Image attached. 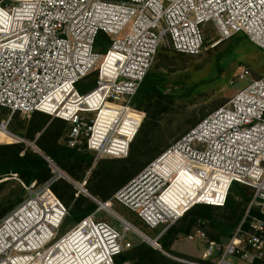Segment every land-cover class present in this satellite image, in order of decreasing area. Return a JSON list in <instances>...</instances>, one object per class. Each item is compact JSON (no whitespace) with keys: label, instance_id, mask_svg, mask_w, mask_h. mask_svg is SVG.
I'll list each match as a JSON object with an SVG mask.
<instances>
[{"label":"built area","instance_id":"obj_1","mask_svg":"<svg viewBox=\"0 0 264 264\" xmlns=\"http://www.w3.org/2000/svg\"><path fill=\"white\" fill-rule=\"evenodd\" d=\"M208 22L223 38L245 33L264 49V0H0V106L65 120L67 145L86 146L96 160L127 157L146 119L135 98L160 48L203 53ZM101 32L111 38L105 53L96 51ZM94 74L95 87L79 92L76 84ZM250 77V68L241 65L230 84ZM8 125L4 120L0 129L9 133ZM51 166L55 178L22 183L26 196L0 218V264H137L120 257L137 243L158 244L197 204L224 206L234 183L254 195L230 239L210 240L202 222L186 238L202 241L203 259L212 264H264V75L238 89L110 199L90 196L86 180L73 182L97 208L63 234L69 209L52 190L60 175ZM113 201L150 227L162 226L158 237L126 220Z\"/></svg>","mask_w":264,"mask_h":264},{"label":"trees","instance_id":"obj_2","mask_svg":"<svg viewBox=\"0 0 264 264\" xmlns=\"http://www.w3.org/2000/svg\"><path fill=\"white\" fill-rule=\"evenodd\" d=\"M110 43L111 38L101 32L96 40V49L106 51ZM161 49L157 56L161 55L162 63L159 66L153 65L154 68L146 75L135 98V106L145 111L147 116L127 157L96 160L95 154L86 149V146L78 149L67 145L70 125L65 120L38 111L32 113L31 118L23 120L19 118L21 112L13 114L9 123L10 130L24 141L0 144V194L7 186H15L0 198V218L24 199L26 190L22 183L30 185L36 181L42 185L55 178L51 163L76 183L86 180L85 188L90 196L107 200L169 147L167 143L163 146L158 144L161 122L173 113L176 102L175 94L166 91L168 72L164 68L168 67L167 63L186 59L187 54H172L175 52ZM217 107L218 105L214 108ZM206 116L204 112L201 116H193L186 122L187 127L192 128ZM26 141L34 143V146ZM52 190L69 209L66 222L77 223L97 208L89 195L79 192L66 178H57ZM253 195L251 187L234 183L224 206L197 204L188 210L159 239L162 250L141 242L124 253L120 259L131 260L137 264H186L174 260L172 255L187 258L196 264H212L210 260L187 257L174 251V242L180 234H190L199 222H203L209 239L223 244L242 221ZM256 212L252 207L250 213Z\"/></svg>","mask_w":264,"mask_h":264},{"label":"rangeland","instance_id":"obj_3","mask_svg":"<svg viewBox=\"0 0 264 264\" xmlns=\"http://www.w3.org/2000/svg\"><path fill=\"white\" fill-rule=\"evenodd\" d=\"M204 33L205 43L203 53L199 55L187 54L185 57L186 59H178L171 64L167 63L168 67L164 68V70L168 72L166 91L175 94L176 102L173 113L161 122L162 129L158 140L160 146L166 143L170 146L187 133L191 129L186 125V122L190 118L193 116H201L203 112L208 115L215 111L228 102L238 89L246 86L250 80L260 78L264 75V49L254 44L245 33H237L231 37L223 38L219 29L212 24V22L205 24ZM161 48V50L168 49L171 52H175L172 54H176L177 52L169 46H162ZM96 51L105 53L103 49H96ZM161 63L160 55L156 57L154 66H159ZM241 65H247L250 68L251 77L248 80H243L237 84L231 85L230 80L236 75ZM96 79L97 75L95 74L88 76L77 83L76 88L79 92L86 93L95 87ZM216 105H218V107L214 108ZM14 113L16 112H12L10 109L0 106V123L4 120L10 123ZM19 118L22 120L29 119L31 115L20 113ZM8 131L10 134L0 129V141L3 143L24 141L23 138L10 130L9 125ZM26 142L34 146V143ZM55 174L57 175V173ZM65 175L67 180L72 183L74 182L67 174ZM13 188H15V186H7L3 193L0 194V198L8 194ZM182 188V185L179 184L175 191H180ZM26 194L27 190L25 196ZM113 206L116 212L150 238L156 239L158 237L163 228L162 226L158 228L150 227L138 217L137 213L117 201H113ZM105 215L106 214L102 213L100 216L103 217ZM107 219L115 223L111 218L107 217ZM74 224L75 223L69 221L65 222L61 229V233H65ZM203 226L204 223L202 224V227ZM207 227L210 229L209 225ZM131 239L136 243L140 240V238L135 235L132 236ZM228 240H225L223 243H226ZM145 243L151 245L148 242ZM173 250L181 254L184 253L183 255L187 257L199 258L197 255L202 254V251L205 250V244L199 240L189 241L186 235L180 234L174 242ZM171 257L177 261H179L178 259L189 260L179 256L171 255ZM234 261L237 262L236 259H234Z\"/></svg>","mask_w":264,"mask_h":264},{"label":"water","instance_id":"obj_4","mask_svg":"<svg viewBox=\"0 0 264 264\" xmlns=\"http://www.w3.org/2000/svg\"><path fill=\"white\" fill-rule=\"evenodd\" d=\"M47 160H48L49 162H51L48 158H47ZM58 172H59L60 177L67 178L66 175H65V173H64L63 171H61L59 168H58ZM150 244H151L152 246H154V247H157V246H158V244H157V242H156L155 240H153L152 242H150Z\"/></svg>","mask_w":264,"mask_h":264},{"label":"crops","instance_id":"obj_5","mask_svg":"<svg viewBox=\"0 0 264 264\" xmlns=\"http://www.w3.org/2000/svg\"><path fill=\"white\" fill-rule=\"evenodd\" d=\"M172 248L174 249V244H173ZM203 253H204V250L202 251V254L197 255V257L203 259ZM183 254H184V253H183ZM236 264H249V263L244 262V261H239V260H237Z\"/></svg>","mask_w":264,"mask_h":264},{"label":"bare ground","instance_id":"obj_6","mask_svg":"<svg viewBox=\"0 0 264 264\" xmlns=\"http://www.w3.org/2000/svg\"><path fill=\"white\" fill-rule=\"evenodd\" d=\"M147 241H149V239H147ZM150 242H152V241H150Z\"/></svg>","mask_w":264,"mask_h":264}]
</instances>
